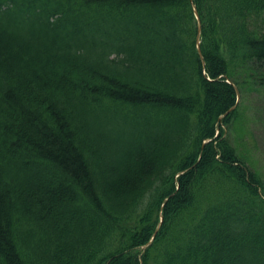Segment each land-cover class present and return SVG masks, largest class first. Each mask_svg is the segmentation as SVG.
<instances>
[{
	"label": "trees",
	"instance_id": "obj_1",
	"mask_svg": "<svg viewBox=\"0 0 264 264\" xmlns=\"http://www.w3.org/2000/svg\"><path fill=\"white\" fill-rule=\"evenodd\" d=\"M260 21L264 0H0V264H264L263 182L222 128L239 69L264 87Z\"/></svg>",
	"mask_w": 264,
	"mask_h": 264
},
{
	"label": "rangeland",
	"instance_id": "obj_2",
	"mask_svg": "<svg viewBox=\"0 0 264 264\" xmlns=\"http://www.w3.org/2000/svg\"><path fill=\"white\" fill-rule=\"evenodd\" d=\"M260 21L259 26H263ZM248 69L249 66H246ZM241 68V67H238ZM251 71L246 73L244 69L238 70V78L244 83L245 91L239 97L240 110L233 117L230 128H224L227 138L235 147L239 157L245 161L248 168L257 173L263 182L261 189L264 195V87H259L256 79L250 76ZM220 185H226L221 183ZM204 187L206 199L212 198L218 187ZM212 191V192H211ZM218 193H223L222 191ZM220 194H218L219 196ZM144 250H142L143 252ZM141 252V254H143Z\"/></svg>",
	"mask_w": 264,
	"mask_h": 264
}]
</instances>
